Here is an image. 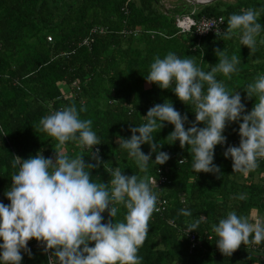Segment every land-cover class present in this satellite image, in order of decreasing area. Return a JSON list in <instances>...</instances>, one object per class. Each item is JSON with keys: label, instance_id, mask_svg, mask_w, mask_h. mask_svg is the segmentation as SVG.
<instances>
[{"label": "trees", "instance_id": "obj_1", "mask_svg": "<svg viewBox=\"0 0 264 264\" xmlns=\"http://www.w3.org/2000/svg\"><path fill=\"white\" fill-rule=\"evenodd\" d=\"M184 3L195 7L191 12L164 9L160 0H0V202L10 203L5 192L19 168L12 166L14 156L27 159L40 153L55 159L57 142L38 131L37 125L42 117L65 106L75 105L78 112L86 107L80 117L92 120L91 128L101 142L92 150H81L69 141L61 149L69 157L84 155L86 164H97L91 151L99 149L98 166L86 169L93 182L107 183L111 176L106 169L116 167L124 175L143 177L145 173L119 147L117 137L129 139L130 128L146 123L149 108L165 101L187 115L186 129L195 120L192 106L181 102L171 88L161 89L145 78L154 59L168 52L194 60L204 71L218 63L214 49L226 50L229 58L239 57L238 71L230 79L222 73L216 78L229 92L240 93L245 114L251 111L256 98L248 99L244 87L264 75V0ZM249 8L260 13L261 24L253 53L240 45L238 35L224 38L229 16ZM180 15L194 20L221 16L222 31L203 37L183 33L175 23ZM240 122H229L223 132L226 142L215 146L213 163L219 173L194 172L190 147L181 148L179 140L171 143L167 138L174 125L165 121L152 134L155 143L163 144L158 150L170 158L155 164L156 152H152L148 162L146 175L157 184L150 187L157 203L164 200L165 204L149 221L146 240L137 253L141 264H264V241L242 243L228 257L219 251L212 231L229 212L247 219L264 216V159L245 175L233 172L232 159L223 155L228 146H239ZM141 150L148 154L150 146L142 144ZM240 195L245 198L239 199ZM118 207L114 219L122 221L126 210ZM181 209L192 215L184 217ZM102 215L106 223L107 210ZM201 217L199 227L190 231L197 238L194 243L185 221ZM43 247L31 239V255L22 249L20 264H48L52 250L45 253Z\"/></svg>", "mask_w": 264, "mask_h": 264}, {"label": "clouds", "instance_id": "obj_2", "mask_svg": "<svg viewBox=\"0 0 264 264\" xmlns=\"http://www.w3.org/2000/svg\"><path fill=\"white\" fill-rule=\"evenodd\" d=\"M259 15L252 8L231 14L224 38L238 35L240 45L247 46L253 53L256 37L261 32V24L257 22ZM214 52L218 63L210 71L173 52L163 58L156 57L151 63L145 77L147 82L161 89L171 88L181 102L192 106L195 120L186 129L187 115L182 116L172 103L165 101L149 108L146 123L130 128L129 139L117 137L119 147L126 150L139 171L145 173L143 177L124 175L119 167L105 168L111 179L107 183L93 182L86 169L98 166L99 149L91 151L97 164H86L84 155L69 157L61 150L69 141L81 150H92L101 143L91 128L92 120L80 117V112L87 111L86 107L78 112L75 105L65 106L42 117L37 130L57 142L55 159L45 158L40 153L27 159L14 156L12 166L19 168L11 175V186L5 192L10 203L0 202V239L3 241L0 264H20L22 249L31 255L28 242L33 238L44 246L45 253L52 250L48 264H141L138 250L146 240L153 213L160 211L157 194L150 187L156 180L146 175L148 162L152 152H156L155 164L162 165L170 158L169 154L158 150L163 144L155 143L152 135L165 121L174 125L167 136L171 143L179 140L181 148L190 147L195 173L220 172L213 163L215 146L226 142L223 132L229 122L242 121L238 130L239 146H228L223 155L232 159L233 172L246 175L254 171L258 160L264 159V75H258L244 87L248 99L256 98L251 111L245 114L240 93L229 92L216 78L217 73H222L230 79L231 74L238 71L240 58L236 55L229 58L224 49H214ZM200 123L205 126L197 127ZM145 143L150 146L148 154L141 150ZM244 198V195L239 196V199ZM118 206L126 210L122 221L114 219L120 210ZM106 210L109 220L103 223L102 213ZM180 214L192 215L187 209H181ZM203 219L186 220L187 232L196 230ZM212 231L218 238L219 251L228 257L242 243L264 241V224L250 223L235 212L220 219L212 226ZM90 242H94V246H89Z\"/></svg>", "mask_w": 264, "mask_h": 264}, {"label": "built area", "instance_id": "obj_3", "mask_svg": "<svg viewBox=\"0 0 264 264\" xmlns=\"http://www.w3.org/2000/svg\"><path fill=\"white\" fill-rule=\"evenodd\" d=\"M222 20L223 18L221 16H216V17L201 16L198 20H194L189 15H180V16H176L175 23L181 32L183 33L190 32L195 34L197 37H203L206 35L217 36V33L219 35L222 31V24H223L221 22ZM85 44H88V42H85ZM159 181H162V179H159ZM164 204L165 201L161 200L157 203V207L159 209H162ZM188 235L190 241L195 243L197 240L195 234L189 232Z\"/></svg>", "mask_w": 264, "mask_h": 264}, {"label": "rangeland", "instance_id": "obj_4", "mask_svg": "<svg viewBox=\"0 0 264 264\" xmlns=\"http://www.w3.org/2000/svg\"><path fill=\"white\" fill-rule=\"evenodd\" d=\"M185 1H188V0H185ZM190 1H191V3H202L205 0H190ZM223 1H230V0H223ZM160 4L162 5V7L164 9L175 8L177 10H183V11H187V12H191L193 10L192 8L195 7L194 5H191L189 3H184V0H160ZM182 5H183V7H182ZM220 7H222V6H220ZM248 221L250 223H253V224H255L257 222L264 224V216L256 215L255 217L248 219Z\"/></svg>", "mask_w": 264, "mask_h": 264}, {"label": "water", "instance_id": "obj_5", "mask_svg": "<svg viewBox=\"0 0 264 264\" xmlns=\"http://www.w3.org/2000/svg\"><path fill=\"white\" fill-rule=\"evenodd\" d=\"M209 1H211V0H206V1H203L202 3H204V2H209Z\"/></svg>", "mask_w": 264, "mask_h": 264}]
</instances>
